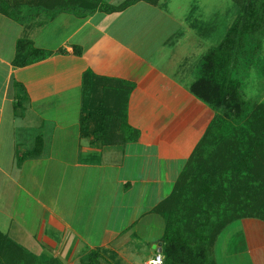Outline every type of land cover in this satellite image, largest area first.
<instances>
[{
	"label": "crops",
	"instance_id": "0c3cea01",
	"mask_svg": "<svg viewBox=\"0 0 264 264\" xmlns=\"http://www.w3.org/2000/svg\"><path fill=\"white\" fill-rule=\"evenodd\" d=\"M20 5L22 21L0 12V235L42 261L82 264L102 250L118 264H135L139 237L159 250L165 221L153 210L171 195L211 123L189 91V71L207 51L194 64L190 41L175 52L180 41L172 42L170 30L182 19L172 0H141L112 13L98 7L90 15L61 10H89V0ZM23 38L51 55L16 67ZM87 71L134 86L126 117L138 141L104 145L82 136ZM249 222L221 234L216 264H264V226Z\"/></svg>",
	"mask_w": 264,
	"mask_h": 264
},
{
	"label": "trees",
	"instance_id": "16d2710c",
	"mask_svg": "<svg viewBox=\"0 0 264 264\" xmlns=\"http://www.w3.org/2000/svg\"><path fill=\"white\" fill-rule=\"evenodd\" d=\"M138 1L141 0H126L116 7L102 5L103 0H93L95 5L85 12L75 7L61 10L90 15L100 7L112 13ZM235 2L240 7L238 18L224 42L204 55L197 67L198 76L189 86L190 93L208 105L215 117L184 166L171 195L153 210L165 221L164 264H216L212 253L228 226L244 219L264 221V170L258 168L259 151L264 150V123L254 120V106L250 100L244 101L238 79L240 68L254 67L259 58L262 43L253 45L252 41L256 32H264V0ZM0 12L22 21L7 0H0ZM16 48V67H26L51 55L36 48L27 38L20 39ZM76 54H80L77 49ZM98 80L104 78L91 71L84 74L82 136H94L104 145L138 141L140 132L128 125L126 117L128 96L134 86L123 82L125 89L111 99L118 103L114 108L102 100L97 108H91L87 88L92 91ZM116 131H121V135ZM40 145L41 141L38 152ZM0 239L10 243V253L14 249L12 264H61L56 259L42 261L32 256L8 237L0 235ZM0 255V264H4L6 254L0 250ZM102 261L118 264L113 253L102 250L89 252L82 264H102Z\"/></svg>",
	"mask_w": 264,
	"mask_h": 264
},
{
	"label": "rangeland",
	"instance_id": "374dc122",
	"mask_svg": "<svg viewBox=\"0 0 264 264\" xmlns=\"http://www.w3.org/2000/svg\"><path fill=\"white\" fill-rule=\"evenodd\" d=\"M7 1L13 6L15 12H17V14L21 16L23 11L21 10V7L19 8V6H22L20 4L25 3L26 0ZM35 1L36 0H30V2ZM89 1L92 2L93 0ZM37 3H39V1ZM172 3V7L177 9L178 11V19H182V21H179V24H174L172 26V29L170 30V33L172 34V42H174L176 45L177 40L180 41L178 46H175V52L182 51L181 48L183 42L187 43L190 41L189 45L197 50L196 52H194L196 54L192 53L193 59H191L190 61L191 64H194L196 62V59L200 58L206 51L208 52L210 49L218 47L224 42L228 32L230 31L232 25L234 24L240 13V7L236 4L235 0H172ZM38 9H40V7H38ZM183 18L185 19V21H183ZM145 20H147V18ZM262 32V30L256 32V37L252 41V44L254 43L253 45H255V43H262L261 50L259 51V58L257 57L258 59L256 65H254V67L245 66L240 68V70L238 71V79L242 83V90L244 95L248 93H254V96L250 101L254 106V120L260 124L264 123V32ZM181 33L184 34V37L182 39L179 38V34ZM196 35H198L202 41L198 39ZM204 55L202 56V58L204 57ZM195 68L196 66L192 68L191 71H189L190 74H192L191 76L193 78V81L194 77L198 76V71L194 70ZM117 86H121V89H125V85H121L119 81L114 82L98 80L95 88H93L92 91L87 88V93L90 97L88 100L89 106L91 108H97L96 106L99 104L98 102L102 100L101 102H103L104 104L107 102L111 104V108H114V106H116L118 103L116 104V101L112 102L113 100L111 99L117 98V94H115L117 92L115 87ZM112 88H114V90H112ZM198 102L200 108L202 109V114H204V116L206 115L205 121L211 122V120L215 117V112L202 101ZM118 132L120 131H116V134H118ZM258 168L264 170V150L261 149L259 151ZM244 220H254V222L257 223V226H264V221L260 219ZM241 221L235 222V224L233 223L228 227L236 226L237 224H239L238 227H240ZM254 222H249L247 227L258 228ZM136 238H138V236ZM258 238L263 239L264 235H260L258 236ZM138 239V242H136V244H138V247L137 251L135 252L134 262L135 264H148L150 261V254L156 252V250H153L150 243L146 239L142 237H139ZM9 244L10 243H7L0 239V250L3 251L4 254H6L5 260L8 261L4 262V264H9V261L11 264V260L13 261L12 251H14V249L12 248L13 250H11L10 253L9 247L11 246ZM102 264H108V262L102 261Z\"/></svg>",
	"mask_w": 264,
	"mask_h": 264
},
{
	"label": "built area",
	"instance_id": "2783aa9c",
	"mask_svg": "<svg viewBox=\"0 0 264 264\" xmlns=\"http://www.w3.org/2000/svg\"><path fill=\"white\" fill-rule=\"evenodd\" d=\"M165 257L162 252L157 251L148 264H164Z\"/></svg>",
	"mask_w": 264,
	"mask_h": 264
},
{
	"label": "clouds",
	"instance_id": "9594fccd",
	"mask_svg": "<svg viewBox=\"0 0 264 264\" xmlns=\"http://www.w3.org/2000/svg\"><path fill=\"white\" fill-rule=\"evenodd\" d=\"M253 96H254V93H248L244 96L243 99L245 102H247V101L251 100L253 98Z\"/></svg>",
	"mask_w": 264,
	"mask_h": 264
},
{
	"label": "water",
	"instance_id": "95a60500",
	"mask_svg": "<svg viewBox=\"0 0 264 264\" xmlns=\"http://www.w3.org/2000/svg\"><path fill=\"white\" fill-rule=\"evenodd\" d=\"M162 246H163V244L160 243V244H159V250H158L159 252H162Z\"/></svg>",
	"mask_w": 264,
	"mask_h": 264
}]
</instances>
